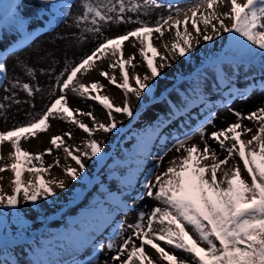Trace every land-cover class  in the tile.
Here are the masks:
<instances>
[{"label":"snow or ice","instance_id":"snow-or-ice-1","mask_svg":"<svg viewBox=\"0 0 264 264\" xmlns=\"http://www.w3.org/2000/svg\"><path fill=\"white\" fill-rule=\"evenodd\" d=\"M39 2L62 21L74 14V8H82V13L75 16L76 27L84 25L81 35H96L101 42L90 54L84 55L78 63L65 66L55 77L51 85V95L55 98L38 118L33 117L11 130L0 131V146L5 142L11 146L7 156L0 152V173L10 171L13 177L11 194L0 189V215L4 211L18 214L23 205L40 206L41 201L56 197V188H65L63 181L46 178L52 167L60 166L59 157L53 164H45L44 157L52 155L54 150H62L65 157L77 166L64 169L72 181L86 176L85 160L103 158V146L94 138L95 133L117 131L114 114L132 119L135 114L128 98L132 96L141 101L142 97L152 93L162 78V70L180 58H188L201 41L214 42L225 33L232 36L230 51L214 64L215 78H223L226 71L234 74L250 58L259 59L264 75V0H191L184 6L168 4L167 15H159L154 22L140 16H148L151 8L165 7L157 0ZM222 8L226 10L221 11ZM9 13L23 40H28L31 32L24 19L11 6ZM128 24L136 27L114 37H105L102 31L104 25ZM166 32H174L171 42L163 40ZM130 40L133 48L138 42V56L147 69L143 75L135 71L137 54L125 55V45ZM154 40H160L161 47L158 48ZM105 59L109 61V70H101L99 75L109 85L121 90L124 96L122 106H116L108 95L103 94L104 84L99 81L85 84L78 78V74L83 77L98 68V61ZM34 68L35 65L27 68L28 76L38 77ZM8 72L5 57L0 54V85L4 84ZM201 79L206 91L207 81L203 74ZM228 83H232L230 78ZM258 83L260 91H264V80ZM200 87L198 82L192 88L193 99L187 103L195 104L199 98L200 104H206ZM18 88L33 99L41 92V88H34L31 81L21 84L17 79L3 89L6 93L3 101L19 104L14 95L7 94ZM69 92L77 98L98 103L106 112L108 122L97 121L92 111L73 109ZM4 109L5 104L0 103V112ZM172 109L175 113H184V108L176 105ZM229 111L235 122L226 128L208 135L206 127L213 125L216 118L215 113L210 112L199 126L178 136L171 146L162 149L155 158L156 171L142 182L137 181L139 188L135 189L134 199L142 202V208L136 221L126 226L118 225L106 242L95 240L93 235L82 238L81 246L91 244L97 254L105 249L114 253L110 260L100 261L97 255L87 264H264V106L247 114L232 108ZM84 117L91 121V126L84 122ZM51 120L75 126L88 138L80 146H74L68 141L75 137L71 131H65L52 136L50 147L43 152L25 150L22 141L47 133ZM244 121L253 122L255 128L246 126ZM248 134H251L250 138L244 139ZM196 136H199L200 143L190 144L189 141ZM209 141L215 142L218 150ZM173 149L179 155L168 161L166 170L160 172L161 163ZM219 153L224 155L221 157ZM236 157L242 161V168L239 163L230 164ZM25 173H28L26 180ZM126 187H133L131 180L126 181ZM124 207L130 205L125 203ZM160 242L170 251H166ZM146 246L155 250L158 260L146 253ZM36 264L58 262L38 260ZM70 264L81 262L73 259Z\"/></svg>","mask_w":264,"mask_h":264},{"label":"rangeland","instance_id":"rangeland-1","mask_svg":"<svg viewBox=\"0 0 264 264\" xmlns=\"http://www.w3.org/2000/svg\"><path fill=\"white\" fill-rule=\"evenodd\" d=\"M178 2L177 0L162 1L163 4L167 3L166 5L178 4ZM10 6L16 10L17 15L24 19L30 32L37 27H41L43 22L50 19L53 14L39 0H0V24L2 23L0 26V54L7 44L17 39V27L9 13ZM160 10L151 8L148 16H140V18L149 21L155 15L157 16ZM73 13L66 21L61 20L51 31L45 32L36 38L29 44V47L20 49L18 52H11V55L6 57L5 62L9 72L4 84L0 85V103L5 104L4 111L0 112V131H5L15 124L27 123L33 117H38V114L46 109L51 94L48 89H52L51 85H53L58 71L63 69L64 62L59 59L60 57L70 59L68 64L74 63L88 54L89 41L94 43L101 41L100 37L93 34L82 36L81 32L84 25L79 28L75 25V16L82 13V8H74ZM5 15L7 16L6 19ZM128 25L133 28L136 27L133 24ZM126 30L131 29L127 25L102 26L105 37H114L123 34ZM49 40H52L51 44H49ZM166 42L170 41L166 40ZM154 43L157 44L158 48L161 47L159 40L154 41ZM39 46H41V50L34 52ZM231 47L232 36L227 33L214 42L201 41L199 47L188 58H180L173 62L171 67H165L162 70V78H159V83L152 93L142 97L141 101H137L135 97L130 96L128 99L135 114L134 117L129 119L122 114H114L118 130L109 134L95 133L94 138L101 142L103 146V158H95L91 161L85 160L87 175L78 181H72L65 174V167L77 166L70 158L65 157L62 150H54L52 155L45 156L46 165L53 164L56 157H59L60 166L52 167L50 176L46 178L63 181L65 188L63 190L56 188V197L50 198L46 202L41 201L40 206L23 205L18 214L4 211L3 215H0V264H36L38 260L70 264L73 259L80 261L81 264H87L88 260L95 258L97 255L100 261L110 260L114 253L107 252L105 249L104 252L97 254L91 244L81 246V240L85 235H93L95 240L106 242L118 225L123 224L126 226L136 221L137 214L142 208V202L134 199L135 189L139 188L137 181L142 182L146 176L156 171L155 168L149 169L145 166L139 146L146 137L154 135L161 129L159 127V125H162L160 119L173 117L172 119L179 120L168 123L166 130H162L160 133V139L170 141L172 145L178 136H181L185 131L188 132L187 128L184 127L185 124L189 125L192 130L199 126L210 112L215 113L216 118L213 125L206 127L208 135L235 122V117L229 111V108L247 114L259 106H264V91H260V84L258 83V81L264 80L259 59L250 58L241 69H236L234 74L231 71H226L223 78H215L214 64L224 57ZM52 51L57 52V54H52ZM134 52L137 54V59L134 61L137 65L135 71L143 75L147 69L139 58L138 51L134 49L125 50V55H132ZM26 55H30V57L24 59ZM26 60L29 63L26 64ZM31 65H35L34 71L38 73V77L28 76L27 68ZM129 70L131 71V69ZM99 72L100 69L92 71L95 78L93 79L91 75L89 83L99 81L104 84L105 91L103 94L108 95L116 106H122L124 96L121 90L109 85L107 80L99 75ZM116 74H119L118 70ZM202 74L207 81L206 91L204 81L201 79ZM229 78L232 81L231 84L228 83ZM17 79L21 84L31 81L34 88L36 86L41 88V92L37 93L33 99L27 97V94L18 88L7 94L14 95L20 101L19 104L3 101L2 98L6 95L3 89L15 83ZM85 82L88 84V79L85 78ZM198 82L206 104H199V98H196L195 104L187 103L193 99L192 88ZM237 83L244 91H237L236 93L231 91L232 85ZM240 97H247V99L245 102H237ZM211 101H216L219 104L215 105L214 109L207 110V104ZM173 105L184 108V110H192V113L188 112L184 118L178 117L175 110L172 109ZM70 106L73 109L79 108L85 112L92 111L97 121L108 122L106 112L94 101L84 100L75 103V105L70 102ZM204 110L206 112L202 113ZM193 116H196V118L192 119ZM82 119L91 126V121L87 117ZM243 123L248 127L255 128L253 122L244 121ZM176 129H179L180 134ZM66 131H71L75 137L73 140L68 141L69 144L74 146H80L88 138L87 134L72 125ZM177 134L179 135L173 138ZM250 135L248 134L243 138L248 139ZM189 143L199 144V136L194 137ZM209 143L218 150V145L215 142L209 141ZM44 147L45 149L49 148L50 143ZM2 149L0 147V152H2ZM34 153H38L37 149ZM219 154L221 157L224 155L223 153ZM171 159L167 157L163 160L159 169L160 172L166 170L168 161ZM234 163H239L242 168V161H239L238 157L230 161V164ZM242 174L250 180L246 172L242 171ZM0 177H2L0 179V189L7 194H11L12 173L5 171L0 173ZM27 178L28 173H25L24 179ZM128 180H131L132 188L126 187V181ZM98 185L100 186L98 192L92 196L89 195ZM89 186V191H83L85 188L88 189ZM80 196L83 209L71 206L73 204L72 200L79 199ZM125 203L130 207H124ZM74 211L79 212L80 216L72 219ZM118 211H120V218L117 216ZM57 215H59L58 218L50 222L46 221ZM66 221H69L70 225L73 222L74 226L72 228L68 227L65 225ZM106 222L109 224L101 233L97 226ZM43 230L47 232L39 236L38 232ZM125 235H128V232ZM10 239L15 240L13 244L9 243ZM160 243L166 251H170L166 245ZM146 253L158 260V254L149 246H146Z\"/></svg>","mask_w":264,"mask_h":264},{"label":"bare ground","instance_id":"bare-ground-1","mask_svg":"<svg viewBox=\"0 0 264 264\" xmlns=\"http://www.w3.org/2000/svg\"><path fill=\"white\" fill-rule=\"evenodd\" d=\"M162 1H166V0H157L158 3H162ZM181 1V0H179ZM185 2V3H184ZM191 0H184L183 2H180L181 5L180 6H184L188 3H190ZM180 3H178L177 5H179ZM183 3V4H182ZM167 4V3H166ZM166 4H163L165 5V7H162V8H158V9H161L159 11V14L156 16H154L153 18L149 19V22H153L155 21L159 15H167V11H166ZM226 9L222 8L221 11H224ZM155 19V20H154ZM148 21V20H147ZM129 26V29H133V27H131L130 25H127ZM174 39V32H166L165 33V36L163 38L164 41L166 40H169L170 42ZM154 41H157V40H154ZM160 41V40H159ZM101 42V41H100ZM161 42V41H160ZM52 43V40H49V44ZM99 42H88V54L91 53V51L98 45ZM132 43L133 41H129V42H126V45H125V50H137L138 51V48H139V45H138V42L137 43V47L136 48H133L132 46ZM157 45V44H155ZM29 47L26 46V48ZM25 48V47H24ZM23 49V48H22ZM41 50V46H39L36 50H34V52H39ZM18 51V50H17ZM52 54H57V52H54L52 51L51 52ZM51 54V55H52ZM9 53H7L6 51V56L5 57H8ZM30 55H26L24 56V59H27L29 58ZM7 59V58H5ZM63 63V69L65 66L69 65V64H73V63H69V60H67V58H63V57H60L59 58ZM80 60V59H79ZM76 61L74 63H78L79 62ZM98 64H99V67L96 68V69H93V70H96L97 69H100L101 70H109V61L107 59L103 60V61H98ZM62 69V71H63ZM92 70V71H93ZM62 71H58L57 75L60 74ZM92 71H90L89 74L83 76V77H80V74H78V78H81L82 79V82L87 84L85 82V78L88 79V83H89V77L91 76L93 79L95 78V75L92 74ZM56 75V76H57ZM54 83V82H53ZM48 91H51L52 92V89H48ZM231 91H234L235 93L237 91H244L243 88L240 87V85L237 83V84H233L232 87H231ZM55 97H53L51 94H50V98H49V104L52 100H54ZM68 99H69V102H71L72 104L75 105V103H78L80 101H84L83 99H80V98H77L74 96V94H72L71 92L68 93ZM246 99H242V97H240L237 102L241 101V102H245ZM244 104V103H243ZM45 110V109H44ZM44 110H42L39 114H41ZM38 114V115H39ZM38 118V117H36ZM173 118V117H172ZM172 118H169V117H164L163 119H160L162 125H159V127H161V129H159L156 133V135L160 136V133L162 132V130H166L167 128V124L172 122V121H179V120H176V118L172 119ZM19 124H15L14 126H18ZM14 126L6 129V130H11ZM70 125L68 123H65V122H61L59 120H51V127H50V130L47 132V133H42V134H39L36 138H31L27 141H22V147L25 149V150H28L29 152H32L34 153L35 150L37 149V152H43L45 150V147L46 145H48L49 141H50V138L54 135H59V134H62L63 132H65L67 130V128L69 127ZM185 128H187L188 131L191 130L190 126L189 125H184ZM171 128H172V124H171ZM179 134H180V131L179 129H176ZM186 132V131H185ZM184 132V133H185ZM179 134L175 135L173 138H176ZM154 136V135H151L149 137H146L144 139V142H142L139 146V149L141 150V155H142V158H143V161H145V166L148 167L149 169L151 168H154V165L156 164V156L162 151V149L164 147H167V146H171V142L170 141H166V140H162L160 139V137L158 136ZM2 149V153L4 156H7V154L11 151V146L8 142H5L2 146H0ZM150 153V155H149ZM179 155L175 150L172 151L171 153H168V155L164 158L166 159L167 157H170L173 158L175 156ZM154 161V163H153ZM117 216L118 218H120V211L117 212Z\"/></svg>","mask_w":264,"mask_h":264}]
</instances>
